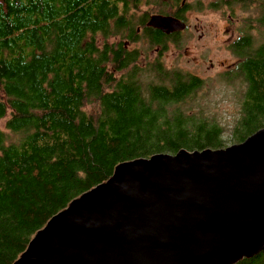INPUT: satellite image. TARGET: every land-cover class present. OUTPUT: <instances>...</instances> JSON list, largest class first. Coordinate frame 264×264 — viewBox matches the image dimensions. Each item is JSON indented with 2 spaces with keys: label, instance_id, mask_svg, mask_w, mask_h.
Here are the masks:
<instances>
[{
  "label": "trees",
  "instance_id": "16d2710c",
  "mask_svg": "<svg viewBox=\"0 0 264 264\" xmlns=\"http://www.w3.org/2000/svg\"><path fill=\"white\" fill-rule=\"evenodd\" d=\"M142 1L0 0V264H14L118 165L224 146L223 128L188 107L202 80L142 67L126 47L160 38L150 28L136 35L129 6ZM254 5L246 44L233 46L244 64L232 77L247 85L235 144L264 127V39L252 35L264 29V0L246 1ZM237 264H264V251Z\"/></svg>",
  "mask_w": 264,
  "mask_h": 264
},
{
  "label": "water",
  "instance_id": "95a60500",
  "mask_svg": "<svg viewBox=\"0 0 264 264\" xmlns=\"http://www.w3.org/2000/svg\"><path fill=\"white\" fill-rule=\"evenodd\" d=\"M164 33L173 17H152ZM264 251V127L221 149L118 165L73 200L14 264H237Z\"/></svg>",
  "mask_w": 264,
  "mask_h": 264
},
{
  "label": "rangeland",
  "instance_id": "374dc122",
  "mask_svg": "<svg viewBox=\"0 0 264 264\" xmlns=\"http://www.w3.org/2000/svg\"><path fill=\"white\" fill-rule=\"evenodd\" d=\"M158 1L162 0H143L142 3H146L150 8H140L137 13L140 15L145 11L150 14L156 12L157 9L153 5L161 4ZM196 1L189 0L188 2L194 4ZM260 12L257 5L246 8V13L237 11L234 22L230 24L223 11L193 8V11L189 12V17L192 23L202 25L206 34L199 39L201 32L184 33L182 36L184 46L180 52L177 51L179 57L175 55L173 48L167 52L165 57L166 66L170 69L190 72L202 80V87L193 96L192 106L188 105V107L194 110L198 117L207 116L209 121L215 122L223 128L224 146L222 148L236 143L233 131L241 116V103L247 85L242 82L241 77L233 78L231 75H226L228 72H221L218 63L220 60H224L229 65L236 61V57L227 48L226 42L233 31L239 28L243 31L246 30V21L249 18L257 20ZM252 35L255 37V44L260 43L264 39V29L257 28L252 32ZM143 43L147 44L146 41ZM147 48L148 46L144 47L146 51ZM211 64L215 65L214 70L211 69ZM147 81L150 80L147 79ZM6 120L0 121V128L4 131H7Z\"/></svg>",
  "mask_w": 264,
  "mask_h": 264
},
{
  "label": "flooded vegetation",
  "instance_id": "af4514ba",
  "mask_svg": "<svg viewBox=\"0 0 264 264\" xmlns=\"http://www.w3.org/2000/svg\"><path fill=\"white\" fill-rule=\"evenodd\" d=\"M188 1L189 0H163L161 4L153 5L157 9L156 12L150 14L147 11H139L141 12L140 15L137 13L140 8H150L147 7L146 3H142V1L141 4H132L129 6L130 9L133 8V20L135 21V23H139L136 31L137 36L141 35L145 31V28L152 29V33H156V35L158 34L160 36V38L156 39V41L149 39L143 40L142 38H138V40L131 43V45H128L129 43L126 44V47H128L130 50L134 52H140L138 63L142 67L153 66L161 68L163 66L167 70H181L175 68L170 69L166 66L165 57L167 52L173 48L175 55L179 57L177 51L180 52V50L184 46V41L182 40V36L184 33L201 32L199 39H201L206 34L203 31L202 25L198 23H192L189 17V12H192L193 8H197V10L198 8H209L217 12L223 11L225 12L224 15H227V22L231 24V22H234V18L235 15H237V11H242L246 13V1L248 2L249 0H197L194 4H190ZM154 16L173 17L185 23L186 28L183 31L164 33L159 29H156L151 26L149 27V23L152 17ZM244 40H246V30L243 31L239 28L238 30L233 31V33L230 34L229 40L226 42L227 48L236 57V61L233 64L227 65L226 61L220 60V58V63H218V67H220L221 72H228L226 73V75L231 76L242 73L240 65L242 63L244 64V62L242 60V57L236 56L234 54L233 46L238 42L246 44ZM143 41H146L147 44H144ZM145 46H148L147 51L144 49ZM198 65L201 64L198 63ZM211 69H215L214 64H211ZM187 73L192 74L190 72ZM192 75L198 77L195 74Z\"/></svg>",
  "mask_w": 264,
  "mask_h": 264
}]
</instances>
